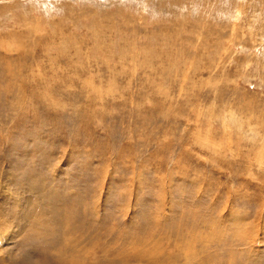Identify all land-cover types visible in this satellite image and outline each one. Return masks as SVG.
<instances>
[{
	"label": "rangeland",
	"instance_id": "1",
	"mask_svg": "<svg viewBox=\"0 0 264 264\" xmlns=\"http://www.w3.org/2000/svg\"><path fill=\"white\" fill-rule=\"evenodd\" d=\"M0 264H264V0H0Z\"/></svg>",
	"mask_w": 264,
	"mask_h": 264
}]
</instances>
